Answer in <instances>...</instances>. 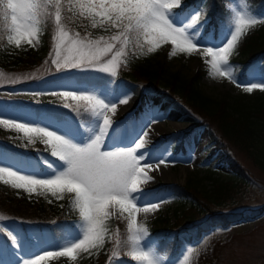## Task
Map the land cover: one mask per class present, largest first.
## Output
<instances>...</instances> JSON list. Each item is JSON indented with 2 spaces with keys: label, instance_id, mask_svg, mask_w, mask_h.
<instances>
[{
  "label": "rangeland",
  "instance_id": "1",
  "mask_svg": "<svg viewBox=\"0 0 264 264\" xmlns=\"http://www.w3.org/2000/svg\"><path fill=\"white\" fill-rule=\"evenodd\" d=\"M186 1L182 0V5ZM220 2L230 15V23L220 27L216 33L208 32L204 36L195 35V27L189 29V34L194 36L197 43L219 45L226 33L234 31V18L237 13L257 19L258 22L246 31L262 29V34H264V10L250 12L246 7L245 0H220ZM196 11H198L197 8H192L187 14ZM187 14L182 15L181 24L191 22ZM83 18H78L75 12H72L70 17H65V21L62 19V27L74 35L78 32L70 26V22H81L83 27L84 25L92 26L91 20L84 22L88 18ZM97 26L96 33L89 30L85 35L78 33L80 38L100 40L103 36V39L106 40L113 36L114 33L104 32L107 31V28L101 24L99 17H97ZM57 31L54 24V31L49 41L51 47L46 54H44L39 26L37 38L31 45L21 39L20 46L17 47L15 43H9L8 39L14 33L10 31L8 34L5 45V54L8 56L0 57V120L32 121L30 126L47 124L50 127L60 128L68 134H74L78 130L80 136L87 138L96 130L98 123L91 111H87L91 117L89 122L75 123L69 115L65 116L62 121H58L55 116L45 113L43 107L65 102L84 104L83 101L74 102L59 96L58 93L64 90L76 91L77 94L82 95H96L97 98L115 102V112L108 113L113 122L110 135L115 143L134 147L135 142L143 138L146 144L144 148L138 150V153L144 152L149 155L146 161L142 162V166L153 159L169 161V163H162L159 166L153 163L151 169H146L150 179L139 185L144 191L142 205L150 206L155 202L160 203L155 210L137 212V226L142 224L147 229V235H141L137 246L141 250L149 251L157 259L158 264H201L202 260L207 264H264L263 166L258 165L257 161L252 160L242 151L232 147L234 158L240 165L243 171L241 172L245 174L240 177L233 176L222 161L225 159V155L221 150L208 155L214 150V147L209 145L207 130L204 126L188 132L196 123L192 117L167 109V104L161 102L146 88L131 87L119 78V71L122 69L128 73V80H133L131 71L137 65H144L146 64L144 62H147L150 65H158L162 69H166L168 73H176L186 80L196 73H200L197 85L204 95L216 100L230 101L241 95L251 97L259 93L264 94L260 88H254L251 93L245 91V88L253 83H264V70L262 69L264 52L244 68L242 76L233 71L232 60L240 59V57H235L232 52L229 55L228 64L224 65L222 69L230 73V78L212 75L210 65L207 63L210 58L205 57L200 49L191 53L177 51L170 58L171 44H161L156 51L148 53L147 45H143V41H141L143 47H138L135 44L125 48V55L120 58L115 75L102 70L111 59V54L103 56L99 63H95L85 70L57 71L56 66L52 64L56 46L53 38L56 37ZM91 34L94 35L88 36ZM28 50L37 52L42 59L37 64L29 66L28 69H13L10 64L12 57ZM88 70L107 76L110 82L104 86L96 87L66 78L71 73ZM123 96L127 98V103L118 102ZM82 109L85 108L82 107ZM145 133L146 135H144ZM36 143L44 145L43 148L34 150ZM0 154H3L4 165L10 166V168H16L21 164L27 165V167L21 168L20 174H33L36 178H51L55 169L49 167V163L52 165L61 163L57 158L51 156L50 148L42 142L37 134H25L12 127V123H0ZM225 181H230L234 186L231 197L219 204L210 203L205 207L197 202V204L191 202L192 200L188 196L180 198L175 195L173 189L176 186L189 184L196 186L198 191L210 190L214 183ZM14 183L19 182L14 181L12 177L0 175V185L13 186ZM24 192L30 197L37 192L52 193L50 190L40 187H35L31 192L25 190ZM197 196L201 199L202 195L198 192ZM201 202L203 203V200ZM193 205H195L193 209L200 213L199 219L202 220L206 218L204 214L206 209L218 214L243 213L251 216L226 227L207 228L200 234H197L198 228L194 226L199 219L187 224V229H173L172 225L180 217V211H185ZM108 211L110 215L105 220L111 219L122 226L125 236L130 241V244L125 246L122 251L125 264H142V262L132 259V242L130 240L132 233L128 230L127 213L121 214L118 208L111 207ZM190 214L189 211L185 212V215ZM0 217L3 218L0 219V264H17V262L24 264L25 260L36 259L38 255H44L48 251L62 252L74 241L78 242L79 239H82L86 228L84 222L74 229L68 228L64 233V240L55 244L46 227L35 225L22 227L16 221L8 219L11 217L2 214ZM153 230L158 232V237L152 234ZM106 237H110L108 233H104L103 242L98 247H89L88 251L77 249L71 256H46L40 261V264H46L55 256H61L64 264H91L96 259L93 258L94 253L99 254L98 250L107 251L109 249L105 243L110 241V238L105 240ZM13 239L16 241L15 244ZM157 240H164V246L170 247L169 255L164 246L160 248L159 252L156 251Z\"/></svg>",
  "mask_w": 264,
  "mask_h": 264
},
{
  "label": "snow or ice",
  "instance_id": "2",
  "mask_svg": "<svg viewBox=\"0 0 264 264\" xmlns=\"http://www.w3.org/2000/svg\"><path fill=\"white\" fill-rule=\"evenodd\" d=\"M47 6L55 9L54 19L58 31L53 38L56 46L52 64L57 71L85 70L99 63L103 56L111 54V59L102 70L115 75L120 58L125 55V48L135 42L138 47L147 45L148 53L156 51L161 44H171L170 58L177 51L191 53L200 49L205 57L210 58L207 63L212 75L230 78V73L222 70L223 66L228 64L229 55L246 30L258 22L256 18L237 13L234 31L226 33L219 45H202L189 34V29L197 24L201 13L196 11L187 14L191 22L181 24L183 14L177 15L174 10L182 8V0H67V10L78 8V15L90 19L93 28L97 27L99 17L102 25L106 22V27L119 30L118 35L109 39L89 40L87 37L80 38L78 33L71 35L62 27L61 15L65 8L62 0H0V18L10 20V30L14 33L8 37L9 43L19 47L21 39H24L31 45L38 35L37 17ZM117 43L120 45L118 49ZM254 88L264 91V83H253L245 91L251 93ZM58 94L66 100L83 101L85 110L91 111L98 121L96 130L84 138L78 130L68 134L47 124L30 126L32 121L0 120V123H12V127L25 134H37L50 148L51 156L61 162L58 165L49 163V167L55 169L51 178H36L33 174H20L21 168L27 165L21 164L16 168L4 165L3 154H0V175L12 177L19 182L14 183L15 188H23L28 192L40 187L50 190L53 195L65 191L73 194V203L86 228L83 238L74 241L62 252L48 251L36 259L25 260L24 264H40L46 256H71L77 249L88 251L89 247L100 246L104 237V220L110 215V207L118 208L121 214L127 213L128 230L132 233V259L142 264H158L149 251L137 246L141 235H147V229L142 224L137 226L136 214L138 211L155 210L160 202L142 205L144 191L139 185L150 179L146 169H151L153 163L159 166L169 161L153 159L142 166L149 155L138 153L146 144L143 138L135 142L134 147L115 143L110 135L113 122L108 116V113L115 112V102L71 90ZM118 102L127 103V98H121ZM65 107L68 105L65 104ZM13 243H16L15 239Z\"/></svg>",
  "mask_w": 264,
  "mask_h": 264
},
{
  "label": "trees",
  "instance_id": "3",
  "mask_svg": "<svg viewBox=\"0 0 264 264\" xmlns=\"http://www.w3.org/2000/svg\"><path fill=\"white\" fill-rule=\"evenodd\" d=\"M245 1L250 11L264 8V0ZM62 2L65 4V8L62 9L61 17H66L72 12H77L78 15V8L74 9V11H68L67 0H62ZM191 8H197L201 13L195 25L197 28L196 34L204 35L209 31H217L220 26L229 21V14L223 11L220 0H187L181 9L174 11L179 15L189 11ZM54 15L55 9L51 6L42 9L39 15L44 54L49 50L51 29L52 27L54 28V25L51 24ZM204 20H207V22L203 23ZM104 25L106 27V23ZM70 26L79 34L86 33L79 24L74 23ZM84 27L89 28L88 26ZM5 28L6 21L0 18V57L8 56L5 54L6 49H3ZM90 30L96 32L97 27L93 28L91 26ZM111 31L119 34V30L116 28H110L108 32ZM116 46H120L119 43ZM263 52L264 34H262V29L258 31H246L233 50V54L236 57H240V59L234 60L232 65L239 71L244 66L252 63ZM12 58L10 64L16 70L28 69L29 66L37 64L42 59L41 55L32 50L22 52ZM144 63L146 64L137 65L131 71L133 80L129 81V84L141 85L148 88L150 92L159 97V100L167 102L170 107L179 110L183 114L192 116L199 121L198 124L205 126L210 142L217 149L225 152L223 162L233 176L240 177L245 174L242 173L240 165L234 158L232 147L242 151L264 168V94L259 93L251 97L241 95L230 101L212 99L204 95L197 85L201 76L200 73H196L186 80L176 73H168L166 69H162L158 65ZM122 76L127 79L128 74H123ZM72 77H82L85 80L88 78L81 74H75ZM67 105L68 107H65V104L61 106L64 109L61 111L62 114H70L74 120L82 118V111L79 105L72 103H67ZM47 110L51 113L50 109ZM233 187L230 181H225L223 183H214L210 190L198 191L196 186L187 184V186H176L175 194L180 198H187L186 196H188L191 198V202H197L199 205L202 204L205 207L207 204H219L221 201L230 198L233 193ZM198 192L202 195L201 199L197 196ZM66 196V192L57 193L56 195H53V193L37 192L30 198L21 189L0 185V214L11 217L9 219H15L20 224L44 225L50 230L55 240H60L58 234L64 233L62 227L65 224H74L75 220L79 218L78 213L73 212L70 208L74 198L67 200ZM59 197L62 198L58 199ZM201 200H203V203ZM194 206L189 209L187 208L185 211L181 210L180 217L177 218L176 223L172 227L199 219L200 213L196 209H193ZM72 207L76 209L75 204H72ZM186 211H189L191 214L185 215ZM204 214L206 218L198 220L200 228L204 225L226 227L231 223L251 216L244 215L243 213L218 214L210 209H206ZM116 230L121 232V226L111 219L104 221V233H110V238L113 237ZM105 255L103 253L98 254L94 264H106ZM119 261L123 263L122 260ZM203 262L202 260L201 264ZM47 264H63V260L61 257H55L48 261ZM204 264L207 263L204 262Z\"/></svg>",
  "mask_w": 264,
  "mask_h": 264
},
{
  "label": "bare ground",
  "instance_id": "4",
  "mask_svg": "<svg viewBox=\"0 0 264 264\" xmlns=\"http://www.w3.org/2000/svg\"><path fill=\"white\" fill-rule=\"evenodd\" d=\"M123 98H125V96H123ZM118 108V107H117ZM123 116V115H122ZM125 117V116H124ZM122 118V117H121ZM135 118V117H134ZM256 118V117H255ZM124 125V124H123ZM191 156V155H190ZM150 187V186H149ZM149 200V199H148Z\"/></svg>",
  "mask_w": 264,
  "mask_h": 264
}]
</instances>
